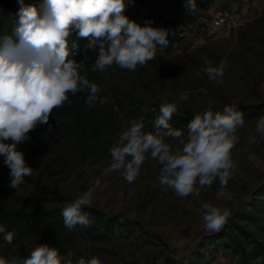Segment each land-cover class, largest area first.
Masks as SVG:
<instances>
[{
    "label": "rangeland",
    "instance_id": "rangeland-1",
    "mask_svg": "<svg viewBox=\"0 0 264 264\" xmlns=\"http://www.w3.org/2000/svg\"><path fill=\"white\" fill-rule=\"evenodd\" d=\"M125 2L124 14L141 26L152 21L154 10L167 14L153 20L152 26L165 27L185 9L184 0H156L149 13L133 0ZM41 3L38 0V8ZM196 12L202 17L184 27L181 40L167 52L157 47L156 62L138 67L123 82L134 84L139 98L150 106L157 100L175 101L181 119L178 125L171 124L185 133L193 114L208 102L216 109L235 104L245 126L232 153L238 165L227 185L232 199L217 196L218 181L211 189H201L199 197L181 199L171 190L165 192L157 179L160 165L151 158L132 184L119 173L103 175L111 159L109 148L131 119L116 124L107 148H92L95 137L88 133L57 131L18 145L33 168L18 190L10 187V170L0 156V224L14 223L13 242L0 240V256L18 262L34 245L46 243L62 255L72 250L76 257L98 256L101 264H264V141L257 137L256 144L248 143L249 135H256V118L264 115V0H212ZM219 12L227 23L215 27L211 21ZM0 21L4 30L18 22V14L4 11L1 1ZM88 43L86 39L82 50L69 58H91L96 49L88 48ZM205 57L216 65L227 61L222 84L203 73L195 75ZM182 94H188L186 102L180 101ZM151 130L145 124V131ZM89 189L93 205L83 211L90 224L67 229L61 206ZM202 202L231 211L219 233L203 230L197 213Z\"/></svg>",
    "mask_w": 264,
    "mask_h": 264
},
{
    "label": "clouds",
    "instance_id": "clouds-1",
    "mask_svg": "<svg viewBox=\"0 0 264 264\" xmlns=\"http://www.w3.org/2000/svg\"><path fill=\"white\" fill-rule=\"evenodd\" d=\"M18 3L17 39L0 38V156L10 170V187L16 190L33 174L18 145L30 140L29 133L38 125H47L54 109L70 104L69 94L86 92L89 108L98 100L100 87L86 78L85 63L69 58L73 33L88 39V48L99 46L91 70L101 74L113 65L136 71L155 58L158 45L166 48L169 44V31L164 27H153L152 21L141 26L130 20L124 14L125 0H42L39 8L25 5L24 0ZM184 8L195 12L196 0H184ZM228 67L226 60L216 65L205 57L195 75L203 73L222 84ZM179 99L186 102L188 94ZM178 110L175 101L164 100L151 131H145L143 117L131 119L109 148L111 159L102 174L119 173L132 184L151 158L160 165L157 179L165 192L171 190L181 199L199 197L201 189H211L218 181L217 196L231 200L227 185L238 169L232 153L241 140L239 130L245 126L243 113L234 103L216 109L210 101L193 114L185 133L170 123ZM254 131L256 135H249L248 143L256 144L257 137L264 141V115L256 118ZM92 205L93 189L65 202L61 206L65 227H87L89 215L83 210ZM197 213L206 233H219L232 215L227 207L209 202H202ZM13 239L14 233L0 224V240L12 244ZM0 264H101V260L98 256L76 257L72 250L62 255L57 247L37 243L18 262L0 256Z\"/></svg>",
    "mask_w": 264,
    "mask_h": 264
},
{
    "label": "trees",
    "instance_id": "trees-1",
    "mask_svg": "<svg viewBox=\"0 0 264 264\" xmlns=\"http://www.w3.org/2000/svg\"><path fill=\"white\" fill-rule=\"evenodd\" d=\"M4 11H10L18 14L20 5L19 3L13 4L9 0H0ZM35 4H33L34 2ZM24 0L25 5H35L38 7V0ZM139 8L144 7L145 13L153 11L156 0H133ZM212 0H196L197 9L206 8L207 4ZM237 1V0H233ZM252 2V0H248ZM131 10V9H130ZM6 13V12H5ZM167 13L162 11L154 10L150 15V20H155L160 16ZM201 14L198 12H189L186 8L179 12L171 22L164 28L169 31V44L165 48L168 51V47L175 42L181 40L184 27L197 19ZM17 22L11 27L3 29V24L0 21V38L4 36L11 37L14 41L17 39L15 34V28ZM86 38H79L76 35L69 39L70 53H77L82 50ZM75 45V47H74ZM161 47V46H157ZM99 47L93 53L91 58L80 57L76 59L79 63L83 61L88 71L86 78L90 82H95L100 87L98 93V100L94 107L89 108L85 104L87 97L86 92H80L76 96L69 94L71 103H65L63 107L56 108L53 110L49 123L47 125H38L36 129L29 133L30 140L33 138H40L51 133L60 132H78L81 135L88 133L89 136L95 137L92 148H107L110 143V136L113 133L116 124H119L123 120L127 119H139L144 118V123L151 125L154 118L159 115V106L162 102L157 100L151 106L146 101L139 98L137 90L134 84L128 85L123 82L129 75L134 71H128L121 69L115 65L108 68L105 73L92 72L91 65L94 64L98 56ZM150 62H156L151 60ZM81 74H84L83 72ZM189 117L190 116H185ZM181 117L178 118L177 114L172 117L170 123L178 125ZM70 120V121H69ZM174 121V122H172ZM57 132V133H58ZM29 141V140H28ZM16 215V214H15ZM6 230L12 231L14 223H7ZM24 233L25 228H22ZM36 231H33V233ZM25 234V233H24Z\"/></svg>",
    "mask_w": 264,
    "mask_h": 264
},
{
    "label": "built area",
    "instance_id": "built-area-1",
    "mask_svg": "<svg viewBox=\"0 0 264 264\" xmlns=\"http://www.w3.org/2000/svg\"><path fill=\"white\" fill-rule=\"evenodd\" d=\"M213 26L218 27L220 25H223L227 23V19L224 13L219 12L216 16H214V19L211 21Z\"/></svg>",
    "mask_w": 264,
    "mask_h": 264
}]
</instances>
